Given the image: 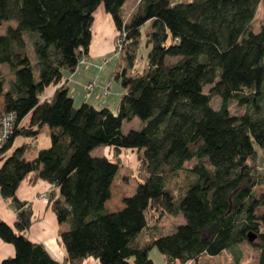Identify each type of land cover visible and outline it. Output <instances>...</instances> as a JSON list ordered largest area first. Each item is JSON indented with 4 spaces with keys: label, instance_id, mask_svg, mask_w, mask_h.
<instances>
[{
    "label": "trees",
    "instance_id": "1",
    "mask_svg": "<svg viewBox=\"0 0 264 264\" xmlns=\"http://www.w3.org/2000/svg\"><path fill=\"white\" fill-rule=\"evenodd\" d=\"M126 1L0 0V28L15 23L0 35V65L12 75L6 91L0 69V118L16 115L0 149V194L17 213L14 227L0 219V238L15 248L1 264H59L27 234L33 212L18 188L31 174L53 188L49 206L67 226L60 238L70 264H156L154 248L167 264H202L242 244L264 264V193L254 191L264 179L250 164L256 148L264 155V25L253 24L264 0H140L129 18ZM99 7L122 40L116 110L76 107L67 77L88 61ZM136 118L140 127L124 133ZM44 128L51 146L27 158L16 140L35 141ZM103 146L142 152L148 175L115 211L106 203L120 164L93 153ZM165 215L183 223L161 233Z\"/></svg>",
    "mask_w": 264,
    "mask_h": 264
},
{
    "label": "rangeland",
    "instance_id": "2",
    "mask_svg": "<svg viewBox=\"0 0 264 264\" xmlns=\"http://www.w3.org/2000/svg\"><path fill=\"white\" fill-rule=\"evenodd\" d=\"M139 2L140 0H127L123 6L124 8L122 9L123 15H125L126 18H129L131 15H133L138 9ZM256 13L257 14L253 24L254 30L259 32L261 27L264 25L263 4L259 5ZM104 17L105 19H103ZM95 20L96 21L92 30L94 33H96L93 40L94 49L96 50L100 47V43L104 44L106 47L110 46L111 35L114 32V22L110 15L108 16L102 7H99L97 10L95 14ZM148 29V25L143 28L142 41L144 40ZM119 36L117 37L116 35L117 38H115L114 48L110 47L107 49L106 54L100 55L99 57L93 56L91 61L88 60L87 62L81 64L76 74H67V77L69 78V86L71 87V92L75 98L76 107H79L84 101L90 99V97H100L101 94H103L105 97H109L108 99L110 103H112L116 92L122 91L121 85L117 82V80H115L112 73L119 69V54L115 52L116 47L119 49L122 48V44L118 41L120 40ZM27 41L31 42L30 38H27ZM28 54L34 61H36L34 45L28 44ZM209 89L210 87L208 86L205 88V91L207 92ZM213 104L216 107H219V98L215 97L213 99ZM113 108H115V110L117 109L116 107ZM245 110V107H240L237 103H233L231 106V111L233 114H244ZM141 123L142 122L139 118H136L132 122L125 121L123 125L124 133L138 129ZM256 151L257 158L250 160V164L256 166L259 170V173H263L261 178L264 179V155L260 148H256ZM93 153L100 156L107 155L113 162L116 161L120 164L118 175L113 184V203L109 205V208L117 209L115 208L117 207V204H119L125 196L128 197V195L132 194L136 190L138 187V182H144L148 177L147 173L142 170V162L140 159L142 152L129 149L117 152L116 150L114 151L111 148L103 146L97 148L95 151H93ZM184 179L185 174L182 173L180 178L177 179L179 181V186L183 184ZM254 191L257 197H260L261 194L264 193V180L263 184L256 187ZM181 223H183L182 217H171L165 215L159 224L161 233L165 232V234H170L174 231L175 226ZM256 241L258 243L260 242L259 239H256ZM259 254V250H257L254 246L251 247L249 244H242L240 247L223 252L217 257L203 258L202 264H258L260 259ZM153 257L159 264H161V260H159V258L162 257L164 264H166L164 257L157 248L152 249V258Z\"/></svg>",
    "mask_w": 264,
    "mask_h": 264
},
{
    "label": "crops",
    "instance_id": "3",
    "mask_svg": "<svg viewBox=\"0 0 264 264\" xmlns=\"http://www.w3.org/2000/svg\"><path fill=\"white\" fill-rule=\"evenodd\" d=\"M103 19H105V17ZM13 24L14 23L10 22L8 24H5L2 28H0V35L5 34L8 26L13 25ZM113 30L114 32L111 35L110 46L106 47L104 44L100 43V47L97 48L96 50L94 49V42H93L94 36L96 33H94V31L92 30L93 31V40H92L93 43H92L91 50H90V56L88 57L89 61H91L93 56L99 57L100 55L106 54L107 49H109L110 47L114 48L115 38L117 35V30H115V26L113 27ZM0 69L7 79V84L5 85V90L7 91L9 87L8 82L11 80L12 75L10 73V69L6 65H0ZM55 89L56 88H53V87L49 88V90L47 91V94L52 96L55 92ZM121 95H122V91L116 92L115 98H113L112 103H110L108 99L109 97L107 96L105 97L103 94H101L100 97H90V99L84 102L92 103L95 106H100V107L108 106L112 109H115L113 107H117V104L122 97ZM4 105H5V101H4L3 96H1L0 97V115L2 114ZM50 143L51 141H50V136L48 133V128H44L42 134L35 141H33L31 138L19 137L16 140L15 146H18V147L26 146V151H25L24 156H26L27 158L33 159L36 157V154L39 150L47 149L49 146H51ZM52 190L53 188L50 183L48 184L42 179L36 178L35 174H31L18 188V197L22 201L29 202L32 208L33 225L27 232L28 237H30V239L34 242L45 244L50 255H53V257L59 262V264H70L67 260L68 255H67L65 245L61 243V238H60L63 233V230L67 229V226L65 224L60 225L59 222H57L55 212L52 210L51 206H49V202L43 199V196L47 195L48 200H49L50 192ZM122 201L119 204H117V207L115 208L117 209L121 208ZM111 203H113L112 199L106 203V207L109 208V205H111ZM109 209L112 211L117 210V209H111V208ZM16 218H17V213L15 212L14 207L10 204L9 201H5L0 194V219L4 223L9 224L10 226L14 227ZM159 224L160 223H158V225ZM14 253H15L14 246L8 243L6 244L0 238V264L3 260L8 259V257L10 256H13ZM151 258H152V253H151ZM152 260L156 264H159L156 262V259L154 257L152 258ZM159 260H161L160 261L161 264H164L162 257H160ZM91 261H93V264H100L98 260L97 261L91 260ZM166 264H167V261H166Z\"/></svg>",
    "mask_w": 264,
    "mask_h": 264
},
{
    "label": "built area",
    "instance_id": "4",
    "mask_svg": "<svg viewBox=\"0 0 264 264\" xmlns=\"http://www.w3.org/2000/svg\"><path fill=\"white\" fill-rule=\"evenodd\" d=\"M121 43V41H119ZM92 86V85H91ZM16 115L14 113L5 114L0 118V149L3 147V144L9 138L11 132L15 126ZM43 199L48 200V196L44 195ZM86 264H93V261H89Z\"/></svg>",
    "mask_w": 264,
    "mask_h": 264
},
{
    "label": "water",
    "instance_id": "5",
    "mask_svg": "<svg viewBox=\"0 0 264 264\" xmlns=\"http://www.w3.org/2000/svg\"><path fill=\"white\" fill-rule=\"evenodd\" d=\"M255 239H256V235H252L249 240L250 242H252V241H255Z\"/></svg>",
    "mask_w": 264,
    "mask_h": 264
}]
</instances>
